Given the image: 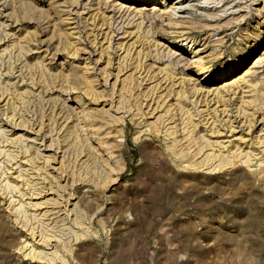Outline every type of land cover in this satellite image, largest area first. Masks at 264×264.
I'll return each instance as SVG.
<instances>
[{
	"label": "rangeland",
	"instance_id": "1",
	"mask_svg": "<svg viewBox=\"0 0 264 264\" xmlns=\"http://www.w3.org/2000/svg\"><path fill=\"white\" fill-rule=\"evenodd\" d=\"M67 1L55 0L54 5L70 14L72 23L68 28L75 33L74 38L82 47L74 65L80 66L79 64L82 65L85 61L90 63L91 70L99 80L98 85L105 89L106 95H110L100 99L101 103L96 105L99 108L103 105L109 108L111 105V92L116 77L113 75L118 71L119 56L121 62L125 55L117 47L123 29L129 26L135 28L141 19L142 30L149 29L152 37L153 35L155 37L154 40L164 42L162 40L165 38L164 33L172 31L177 40L187 43L190 38L199 34V32L196 35L186 33L183 23L187 20V15L184 12L176 15L181 23L169 25L160 18L151 22L146 16L139 19L137 16L132 17L133 15L129 14L130 10L127 11V5L118 10L113 1L104 4V0H79L78 4L68 3L69 6ZM21 2L34 4L36 13L48 9L47 0H0V89H4L6 94L27 92L25 103L17 106L13 120L10 116L12 108L10 106L6 108L5 101L1 102L3 98L0 99V116H2L0 128L5 131L4 136L0 134V148L9 149L8 151L18 154V159H22L25 155L23 149L28 147L32 151H38L39 158L34 160L32 166L29 163L19 166V162L15 163L17 159L9 161L6 157L0 156V170L3 172L0 171V182L8 179L17 188L5 189L3 188L5 182L0 183V264H264V174L258 176L254 171L244 168L212 171L203 167L198 170H181L180 156L166 155V140L163 137L149 140V130L145 131L148 129L147 121H149V114H146L148 107H145L149 104V85L156 82L149 84L146 80L139 91L135 90L134 98L137 93L142 94L140 98H132V103L134 100H142L145 115L131 119L135 107L132 111L126 112L125 133L120 139L122 141L119 154L115 153L109 158L114 169L111 170L107 182H102L96 176H93L94 180H90L83 172L79 180L77 175L80 173V168L83 169L85 166L83 162L86 157L75 149L67 147L63 137L66 126L74 124L71 123L74 118L64 121L67 112L62 108L70 106L69 101L74 92L63 95L66 92L58 87L60 86L58 79L57 88L48 92L39 84H34V77L33 79L31 77L34 69L31 71L33 67L30 68V65L33 66L38 60L49 66L53 73L60 72L59 63L62 55H56V42L51 39L54 21L58 25L60 23L55 16H53L54 20L38 17L32 20L22 18L19 11ZM97 2H100L99 7ZM244 2L251 4L252 10L263 6L262 0H258L256 4L251 0L250 2L223 0L220 4H208L202 1L199 5L212 9L216 7L221 9L227 5L226 13L222 15L224 18L235 13L233 9L239 4L244 5ZM194 3L190 2L193 5ZM145 4L150 6L154 2ZM195 8L196 6L192 9L193 15L198 13L194 11ZM245 10V7L238 8L236 12L242 14L246 12ZM147 12H151L150 8ZM101 13H103L102 17ZM92 15H95L94 22H98L94 29L98 37L95 41L93 35L86 33L91 26H85L93 23ZM249 16L246 15L240 26H233L225 59L212 62V73L220 69L221 62L230 61L229 52L232 47L248 44L258 22L254 13ZM102 23L105 24L101 26L100 32L99 25ZM110 28L114 30V37L111 41L112 47L106 49L107 43L103 39V33H108ZM28 33L32 38L29 44L32 49L24 57H18L19 50L14 45ZM127 40L128 38L124 41ZM260 45L247 63L264 46V42ZM149 46V42H145L143 46L146 47L144 52L148 49V57L145 58L142 52L140 58L143 59L145 66L153 64L154 71H158V66H161L166 59L165 50L159 46L156 51L154 46ZM132 53L133 50L131 57L129 55L126 57L129 62L132 57L136 58V54L132 55ZM108 59L110 63L107 65ZM73 61L74 59L71 60ZM129 62L128 67L123 68L118 74L119 79L113 94L114 105L118 100L116 91H119L124 78L134 71V65L132 63L129 65ZM106 65L109 78L105 80L102 70ZM257 70L259 73L264 72V63ZM135 74L137 75V72ZM159 76L161 77V74ZM34 82L36 83V80ZM166 84L164 83L162 87ZM144 91H148L146 98L142 96ZM239 95L231 96L232 99L237 98L229 106L231 116L235 118V125L238 128L232 133L228 131L222 134H210L208 131L201 133L205 134V138L213 145L219 141L245 138L248 147L251 144V148L259 152L261 147L258 145V137H264V123H257L247 131V124L242 125L239 121L241 117L235 116L233 110ZM211 97L208 99L210 101L208 108L222 109L215 100H210ZM83 100L88 102L89 98L84 95ZM204 104L203 102L201 105L197 104V108L205 109ZM120 113L122 114L121 111H117V114ZM50 115L54 116L53 121L49 120ZM22 118L25 119L23 123L17 125ZM217 118L218 123L222 125L227 117L221 114ZM80 130L84 138L86 132L82 128ZM15 137H19L21 142L14 146L11 140ZM158 150L164 152L166 156L159 155ZM43 155L51 159L48 166L45 165ZM259 155L262 156L264 153L261 152ZM62 157H64V166H61ZM168 166L173 167L172 170L166 168ZM73 170L76 174L72 176ZM93 181L98 183L96 187L92 186ZM42 186L49 191L37 196L33 189ZM28 192L33 196L30 197ZM69 193L72 196L65 205L64 200ZM41 201L45 203L38 205ZM17 203L23 204L26 217L12 207V204ZM32 203L36 205L33 206ZM31 227L35 229L31 231L34 236L29 232ZM40 230L52 236V239L44 241ZM26 240L30 243L24 246ZM34 248L41 249V258L35 255L38 250ZM54 249L58 251L57 255L53 254Z\"/></svg>",
	"mask_w": 264,
	"mask_h": 264
},
{
	"label": "bare ground",
	"instance_id": "2",
	"mask_svg": "<svg viewBox=\"0 0 264 264\" xmlns=\"http://www.w3.org/2000/svg\"><path fill=\"white\" fill-rule=\"evenodd\" d=\"M108 1H113L114 5L118 7V10L127 5V11L130 10L129 14H132V17L137 16V19L146 16L148 20L152 22L156 21L157 18H160L169 25H178L181 23L179 22L180 20H177L176 15L177 13L184 12L187 15V20L183 23L185 24L184 30L186 33L196 35L197 32H199V34L202 35L198 34L194 38H190L189 42L183 43L177 40V37L173 36L174 34L172 31H168L167 33H164L165 38L162 39L164 42L157 39L154 40L155 37L154 35L152 37L149 29L146 31L142 30L141 25L143 20L141 19L140 22L136 24L135 28H133L134 26H129V28L123 29L122 32H120L122 35L119 37L120 41L118 42L117 47L119 50H122V53H125V55L122 57L121 62V57L119 56L118 71L115 73L116 75H113L116 77L113 83V90L111 92L112 98L110 97L111 105L109 108H105V105L99 108L96 105H98L99 102L101 103L100 99H105L110 95H106L105 89H103L101 85H98L99 80L91 70L90 63L85 61L82 65L80 63V66H76V64L74 65L75 60L79 57L82 47L80 43L75 40V33L70 31L68 28V26L72 23L70 22L71 18H69L70 14L67 11L63 12L62 9L55 6V0H47L48 9L39 13H36L37 11L34 4L21 2L19 11L21 12L22 18L32 20L38 17L39 19L54 20L53 16H55L60 23L58 25L54 21L53 29L51 28L52 31L50 30L52 32L51 39H54L56 42L55 53L56 55H62V60L59 63L61 67L60 72L53 73L49 66L44 65L42 60H38L33 64V66L30 65V68L33 67L31 71L34 69V72L31 73V77L32 79L34 77V81L36 80V83L33 81L34 84H39L43 90L48 92L57 88V79L59 80L58 84H60L58 87H60L62 91L66 92V94L63 95H67V93L70 94L72 91L74 92L71 100L69 101L70 106L62 108L67 112L64 121L74 118L71 121V123L74 124L72 126H66L63 137L64 142L67 143V147L75 149L78 153L84 154L86 157L85 162H83L85 166L83 169L80 168V173L77 175L79 180L81 179L80 177L82 176V172L85 176H89L90 180H94L93 176L98 177V179H101L102 182H105L107 178H109L111 170L114 169L113 165L109 161V158L113 157L115 153L119 154V147L121 146L122 141L120 139L125 133L124 124L126 123V112L132 111L135 107V110L132 111L133 114L131 119H134L136 116L141 118L145 115V112H143L144 102L142 100H134V103H132V98H134L135 90L140 89L143 82L146 80L149 81V84L153 82L156 83L149 85V104L147 103L148 105H145V107H148V112L146 114H149V121H147L148 129H145V131L149 130V140L150 138L153 139L160 137H163V139L166 140V155H179L182 160L181 170H198L203 167L212 171L220 169L236 170L244 168L254 171L258 176L263 175L264 155L261 156L259 154L261 152L264 153V137H258V145L261 147V150L259 152H255V150L251 148V144L248 147L245 138H240V140H236V138H234V140L219 141L213 145L207 138H205V134L201 132L208 131L210 134H222V132L226 133L228 131L229 133H232L238 128V126L235 125V118L233 119L231 116V107H229L232 105V101L234 102L237 98L232 99L231 96H235L237 94L240 95L234 104L235 109L233 110H235V116L241 117L239 121H241L242 125L247 124V131L255 127L257 123H264V72H257L260 65L264 63V46L247 63L249 57L253 55V53L259 49V45L264 42V0H262V7L255 8L253 10L250 8L251 4H246L248 2H244V5H240L238 3L239 5H237V8L233 9V12L235 13L230 14L232 15L231 17H229L230 15H225L226 17L224 18H222V15L226 13L227 5L224 4L225 6L221 9H218L217 7L212 9V7L200 6L201 4L199 3L204 1L208 4H220L223 0H104V4ZM191 1L195 2L194 5L190 4ZM248 1L250 2V0ZM257 1L258 0H251L253 4H256ZM78 2L79 0H68L66 3L78 4ZM148 2H154V4L150 6L146 5L145 3ZM96 4H98V7L100 6V2H97ZM195 6L196 8L194 11H198V13L193 15L192 9ZM244 7L246 12L242 14H240V12H236L238 8L242 9ZM149 8L151 11L150 13L147 12V10L149 11ZM252 13L255 14V18L258 22L256 29H254L252 32L253 34L250 36L248 44L245 46L241 44L239 46L232 47V50L229 52L231 53L230 61L221 62L220 69L216 71V73H212V62L215 60L223 61L225 59V52H227L229 47L228 40L230 32L233 30V26H240L241 21L245 19L246 15L251 16ZM102 14L103 13H101V17ZM92 16L93 23L86 24L85 26H91L86 33L87 35H93V40L95 41L98 37L94 29L98 25V22L95 23V15ZM108 21L110 20L108 19ZM103 24L105 23L99 25L100 32L102 31L101 26ZM113 32L114 30L110 28L108 33L104 32V36L102 35L104 37L103 39L106 40L107 43L105 47L106 49H110L112 47L111 41L114 37ZM127 38L128 40L124 41ZM152 40H154L153 43H151ZM31 41L32 38L28 33L14 45L18 47V57H24L27 52L32 49L29 45ZM145 42H149V47L154 46L156 51H158L159 46L161 49L163 47L165 50L166 59L161 66H158V71H154L155 69L153 64L145 66L144 61H142L143 59L141 60L140 58V54L142 52L145 58L148 57V49L144 52L146 49V47H143ZM137 49L138 51H136ZM132 50L134 53H132V55L136 54V58L132 57L130 59L131 62H129L126 60V57L128 55L130 56ZM72 59H74L73 62H71ZM132 60L134 61L132 62ZM106 62L108 65L110 63L109 59ZM128 62L129 65H131V63L134 65V73H130L122 81L119 91H116L118 93V100L117 104L115 102L114 105L113 94H115L114 88L117 80L119 79L118 74L123 71V68L128 67ZM107 65L102 70V75L105 80L109 76L107 74ZM135 72H137V75ZM160 74L161 77H158ZM164 83L167 84L165 87H162ZM0 90V99L3 98L1 102L5 101L4 105H6V108H8V106L12 108L10 116L13 120V117L16 114L15 112L17 106H21L25 103L27 92L22 91L17 94H6L4 89ZM143 93L144 94L142 96L146 98L148 91H144ZM140 94L142 93H137V96L134 99H137L138 97L140 98ZM8 95L9 97L7 98ZM84 95L89 98L88 102L83 100ZM209 97H211L210 100H215V103L221 105L222 109H218L217 107L209 109L207 106L210 103V101H208ZM171 100L173 101L171 102ZM202 102L205 103V109H198L197 104L201 105ZM112 104L115 107L114 111ZM117 111H121L122 114H117ZM221 114H224V117H227L224 120L225 123L222 125L218 123L219 120L217 118ZM196 116H198V118ZM53 117V115H50L49 120L53 121ZM24 120L25 119L22 118L17 125H19V123H23ZM220 121L222 123V119ZM201 122L204 123L202 124ZM80 128L86 132L84 138L80 134ZM139 131L141 132V130ZM0 134L3 136L5 135V131L1 128ZM18 142H21L19 137H15L11 140V143H13L14 146ZM150 147L151 144L149 143V149ZM192 147L194 148L192 149ZM24 148L23 154L25 155H21V157L23 156L22 159H18L17 153L8 151L9 149L4 150L5 148H0V156L2 155V157H6L9 161L17 159V162L15 163L19 162V166H22L23 163H29L30 166H32L31 164L35 163L34 160L39 158V152L32 151L31 148L28 147ZM158 152H160L159 155L163 157L166 156L164 152L159 150ZM42 158H44L45 165L48 166L49 160L51 159L44 155ZM198 158L201 159L198 160ZM60 161L61 166H64V157H62ZM166 168L172 170L173 167L168 166ZM0 171L2 172V170ZM8 171L6 170V172ZM74 174H76V172L73 170L71 175L73 176ZM54 177L57 179L56 176ZM50 178H52V176ZM16 179H18V176ZM22 181L25 183L24 179ZM0 183H4L3 188L5 189H17L15 185H12L10 181H8V179ZM92 183H94V181ZM97 184L98 183H94L92 186L96 187ZM23 187L25 188V184ZM95 187L93 188L95 189ZM50 189L52 190L51 184ZM33 191L38 196L42 193H46L49 189H45V187L42 186L41 188L35 187ZM18 192L20 193V191ZM31 196L33 195H30V197ZM71 196L72 194L69 193L68 197L64 200L66 202L65 205H67ZM44 203L45 202L41 201L38 205ZM28 204H30V202ZM12 205L16 212L19 214L21 213L26 217V210H24L25 208H22V203ZM35 205L36 204L34 203L33 206ZM75 206L76 205H74V207ZM29 229V232H33L35 230H33V227ZM32 232L30 233L31 235H33ZM40 234L44 241H48L52 237L44 234L42 231ZM37 236L39 238V234ZM24 242V246H27L30 243L27 242V240ZM42 242L43 241H41V243ZM36 249L34 248V250ZM54 250L53 254L57 255L58 251H56V249ZM35 255L41 258V249H39Z\"/></svg>",
	"mask_w": 264,
	"mask_h": 264
}]
</instances>
